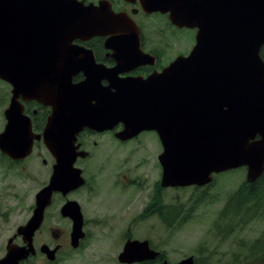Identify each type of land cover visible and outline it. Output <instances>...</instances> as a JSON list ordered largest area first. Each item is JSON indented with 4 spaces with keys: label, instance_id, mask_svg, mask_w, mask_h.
<instances>
[{
    "label": "water",
    "instance_id": "1",
    "mask_svg": "<svg viewBox=\"0 0 264 264\" xmlns=\"http://www.w3.org/2000/svg\"><path fill=\"white\" fill-rule=\"evenodd\" d=\"M141 2L147 12H170L174 25L197 26L194 51L147 80L112 76L111 92L97 96L93 86L76 93L69 86L78 64L79 70L87 66L76 62L75 50L67 46L55 54L57 44L111 34L107 42L127 50L128 44L139 41L136 32L128 31L129 25L135 27L132 22L107 12L103 2L94 6L77 0H0V80L12 87L0 152L23 160L31 152L33 139L40 138L32 133L21 98L51 106L43 138L57 157L48 185L35 195L31 218L13 236H21L25 245L10 246L13 238L9 239L0 264H18L33 252L32 238L52 193L66 190L59 154L84 126L103 130L121 123L123 130L116 134L120 140L156 131L163 148L159 157L162 187H203L211 183L212 175L242 167L247 183L263 174L264 62L259 52L264 45V0ZM205 25L216 31L206 32ZM92 74L86 73V79ZM71 208V245L76 248L82 238L81 220L77 208ZM41 250L48 251L45 246ZM157 255L147 241H127L117 261L132 264ZM173 264H193V257Z\"/></svg>",
    "mask_w": 264,
    "mask_h": 264
},
{
    "label": "flooded vegetation",
    "instance_id": "2",
    "mask_svg": "<svg viewBox=\"0 0 264 264\" xmlns=\"http://www.w3.org/2000/svg\"><path fill=\"white\" fill-rule=\"evenodd\" d=\"M77 1L83 2L84 5L91 3L94 6H98L99 3L103 2L107 12L110 10L115 15H122L135 25V27L129 25L127 28L130 33L136 32L138 34L139 41L136 44H128L129 47L126 48L127 50L123 51L118 50L123 48L121 47L123 46L122 44L107 42V39L112 37L111 34L106 36H95L85 41L77 38H70L67 43L60 41V43L57 44L59 50L55 54L60 55V47L67 46L75 50L73 53L76 62L81 63L82 66L88 67L79 70L78 64L77 71L72 74L69 86L72 87L74 92L82 91L80 88L84 89L93 86L95 92L97 91L98 93L96 94L97 96H106V94L111 92L112 76L119 80H147L149 77L163 72V70L176 60L189 58L194 51L199 28L197 26L179 27L174 25L169 20L170 12H147V10L144 9L145 3H142L141 0ZM153 17L156 18L159 25H153L155 28L151 29L150 26L152 22L150 19ZM204 27H206V32H209V30L211 32L216 31L214 27H208L207 25ZM182 32H189L190 35L192 34V39L188 40ZM163 36H166L167 39H163ZM263 50L264 45L260 48L259 52V56L264 62V57L262 56ZM62 52L64 51L62 50ZM88 63L91 65L89 66ZM90 71L93 74L90 79H86L85 74ZM8 85L10 86V84ZM10 88L12 89L11 86ZM19 102L23 106V114L30 121L32 133L34 135H40V138L33 139L31 152L23 160L15 161L4 154L2 155L12 163H22L26 159L31 160L28 167L29 170L36 168L35 163H38L37 166L47 175V181L39 189L41 190L48 185L55 166L57 165L56 155L51 152L43 138V133L52 117V108L49 104H43L36 100L22 101L21 98H19ZM95 103V101H92L91 105L94 106ZM7 108L8 106H6L2 112L5 123L4 111ZM122 130L123 125L121 123L116 124L113 129L104 128L103 130L84 126L72 136L73 138L70 137V139L67 140L66 149L62 151V154H59L62 161L61 165L66 172L63 175V177L66 178H61L62 183L66 184L64 187L66 190H64L65 192L60 191L52 193L50 203L43 211L42 223L35 231L32 238L33 252H29L26 258L19 261L18 264H54L60 258H68L69 253H74L82 249L84 242L91 237L87 227L100 224L105 218L106 221L109 222L111 219L107 218V216L112 217L115 215V212H112L110 209L111 204L109 202L106 204H100L99 202L92 203V200L96 199V193L99 192L100 184L106 190L110 189L107 187L106 181L101 183L102 180L111 181L110 183L114 187H118L119 185H121V188L135 187L141 189V191H139L143 193L144 175L142 168L143 162L146 161V159L142 157L143 155H135L137 156L138 163L134 166L135 173L133 174L130 168L125 165V156H120L131 154L129 153L128 147L135 146L137 148L142 145L143 139L141 140L139 136L143 134H152L155 137V148H152V150L155 149L154 155L156 161L152 160L153 163L151 168L159 171L158 178L153 186V194L145 203V207L139 206L138 213L127 223V229L124 228V230H126H123L124 232L122 231L121 238L122 242H124L123 244L127 241H147L149 249L158 253L157 257L153 260L147 259L132 264H157L165 261L161 252L152 247L148 238L137 239L135 238L134 231L138 228L139 221L145 218V214H147L149 218H154L161 224L172 226L180 213L175 212V204H170L163 200L161 193L164 191L182 189V187L161 186L162 167L159 162V157L162 154L163 148L156 131H142L129 139L120 140L116 137V134ZM119 151L120 155L117 153ZM117 164L125 170L121 168V171L118 173L119 177L112 182L111 176L113 175V171L119 167ZM32 174L33 172H29V177H31ZM217 175L219 174L212 175V179L214 180ZM189 187H195V189H197L206 186ZM140 196L141 195H139L138 200ZM126 201L125 197L120 205L115 208L119 209L121 207L125 210L126 208L124 207L127 205ZM69 205L70 207H68L66 212H63V207ZM101 205L107 207H101ZM71 207L77 208L81 220L82 238L78 240L76 248L71 245V233L74 223L70 216L71 210H73ZM34 208L35 202L33 201L29 206L30 213L28 219L31 218ZM46 224L49 225L48 231L46 235L42 236V228ZM14 235L15 234L7 239V244L8 240L13 238ZM7 244L5 250L0 254V259L7 253ZM24 245L25 243L21 236L14 237L10 244V246L17 247H22ZM44 246L47 247L48 251L41 250ZM51 251H53V253H51ZM49 252L52 258H48Z\"/></svg>",
    "mask_w": 264,
    "mask_h": 264
},
{
    "label": "rangeland",
    "instance_id": "3",
    "mask_svg": "<svg viewBox=\"0 0 264 264\" xmlns=\"http://www.w3.org/2000/svg\"><path fill=\"white\" fill-rule=\"evenodd\" d=\"M150 21L151 29L155 28L153 25H159L154 17ZM182 33L188 40L192 39L189 32ZM163 39H167L166 36H163ZM10 89L7 83L0 81V133L5 126L2 112L9 104ZM139 138L143 139L142 145L137 148L128 147L131 154L120 155V151L117 153L125 156V165L133 174L134 166L138 163L135 155H143L142 157L146 159L142 168L143 193L140 192L141 189L135 187L121 188V185L114 187L111 181L102 180L101 183L106 181L110 189L106 190L100 184L99 192L92 203L109 202L110 209L115 215L107 216L111 219L109 222L105 218L100 224L87 227L91 237L84 242L83 248L69 253L68 258L58 259L54 264H120L117 257L124 245L121 233L130 219L138 213L139 206L145 207V203L153 194V186L159 173L158 170L151 168L152 160L156 161L155 149L152 150L155 148L154 135L143 134ZM30 162L31 160L26 159L22 163H12L0 153V254L5 250L7 239L16 233L18 226L28 220L29 206L34 201V195L47 181V175L37 166L38 163H35L36 168L29 170ZM121 168L119 166L114 169L112 182L119 177ZM29 172H33L31 177ZM245 178L246 169L240 168L217 175L209 187L197 189L187 187L162 192L165 202L182 207L184 211L177 216L172 226L161 224L145 214V218L139 221L138 228L134 231L135 238H148L152 247L160 251L169 263L193 257L200 264H239L234 262V257L236 256L238 260L245 253L242 248L249 246L255 239L264 238V205L260 211H255L250 220L244 218L245 223H239L238 217L233 219V224L238 227L231 231L229 225H232V222L228 223L227 218L220 220L219 214L228 196L237 190ZM139 195L141 196L138 200ZM125 197L126 209L115 208ZM48 227L49 225H44L42 236L47 234ZM263 263V259H258L252 260L251 264Z\"/></svg>",
    "mask_w": 264,
    "mask_h": 264
},
{
    "label": "trees",
    "instance_id": "4",
    "mask_svg": "<svg viewBox=\"0 0 264 264\" xmlns=\"http://www.w3.org/2000/svg\"><path fill=\"white\" fill-rule=\"evenodd\" d=\"M262 56L264 57V50ZM262 205H264V172L257 181L254 183L244 181L236 191L228 196L225 206L219 214V219L227 218L228 223L232 222V225H229L231 231L234 227H238L233 224V219L238 217L239 223H245L244 218L250 220L255 211L261 210ZM182 211H184L182 207H175V212L181 213ZM215 227L218 228L217 225ZM242 250H245V253L238 260L235 256L234 262L251 264L252 260L263 259L264 261V238L255 239L249 246L243 247ZM194 264L200 263L194 260Z\"/></svg>",
    "mask_w": 264,
    "mask_h": 264
}]
</instances>
